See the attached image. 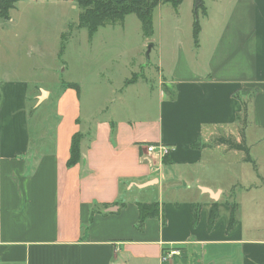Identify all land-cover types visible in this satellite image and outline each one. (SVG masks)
<instances>
[{
	"label": "crops",
	"instance_id": "crops-1",
	"mask_svg": "<svg viewBox=\"0 0 264 264\" xmlns=\"http://www.w3.org/2000/svg\"><path fill=\"white\" fill-rule=\"evenodd\" d=\"M195 1L192 12L203 18L193 21V31L196 21L200 25L196 54L192 62L178 54L169 80L159 67L158 112L140 118L126 116L124 107L100 116L103 108L84 107L75 82L46 89L32 80L37 60L25 76L13 63L3 67V44L14 56L27 40L8 28V37L1 35L0 20V264H264L263 186H243L233 198L208 169L218 148L195 147L210 145L220 131L237 132L243 105L233 93L240 89L252 94L246 135L251 130L256 144L264 142V0H202L198 14ZM44 3L18 2L6 23H15L12 12L19 8ZM22 17L48 24L55 13L24 10ZM98 31H88L89 39ZM35 33L32 28L31 44L45 49L42 38L32 40ZM102 75L89 74L92 88L102 86ZM138 83L124 81L127 88ZM43 90L55 105L37 101L31 113L32 94L41 97ZM76 134L82 135L81 160L70 166ZM146 143L169 146L165 162L144 160ZM255 173L262 181L258 164ZM149 193L156 196L146 198ZM140 203L161 207L160 217L147 219L141 231Z\"/></svg>",
	"mask_w": 264,
	"mask_h": 264
},
{
	"label": "rangeland",
	"instance_id": "rangeland-1",
	"mask_svg": "<svg viewBox=\"0 0 264 264\" xmlns=\"http://www.w3.org/2000/svg\"><path fill=\"white\" fill-rule=\"evenodd\" d=\"M44 1L43 5L21 7L19 12H12L14 24L2 22L4 27L1 30V35L8 37L9 33L6 32L8 28L9 31L19 32L21 39L27 40L26 43L19 45L14 56L10 55L12 52L10 46L3 44V67L13 63L14 66L22 70V76H25L29 74L30 65L37 60L38 66L32 80L42 82V85L48 90L59 89L61 82L78 83L82 88L81 99L84 107L87 102V104L92 103L103 108L100 114L102 117L112 115L114 110L120 107L127 108L126 116L130 115L135 118L156 114L159 109L161 88L159 79L162 76L159 67L163 68V76L169 80L171 78L169 74L176 65L175 60L178 54L184 55L187 60H190L189 62H192L196 54L193 21L197 18L201 24L203 18L201 13L198 16L193 14V0H185L178 10H175L171 4H162L165 6L156 8L153 13L154 34L149 38L150 41L143 35L140 20L135 15H130L121 23L100 28L92 40L89 39L86 29H75L65 41L67 43L62 54H60L61 34L68 31L66 33L68 35L70 33L68 25L78 23L77 3L74 1L67 3L56 0ZM24 10L53 11L55 17L53 21L49 20L48 24L44 22L46 20L42 19H32L31 21V19L22 17ZM32 28L36 32L32 40L42 38L46 46L45 49L39 50L37 45L31 44L29 39L32 36ZM150 44H153V48L148 59L147 52ZM37 56L40 57L37 59ZM94 69L103 74L101 76L102 86L98 88H92L93 83L90 81L89 74ZM126 78L129 81L139 80V83L127 88L124 85ZM145 80L150 83H145ZM99 91L101 96L98 95ZM40 95L38 92L32 94L28 105L31 113L36 111L34 107L38 101L37 97ZM242 95L245 100H248V94ZM52 104H54L52 99L50 100V97L46 96L40 106L49 107ZM248 108L250 111V103ZM53 109L56 111V107ZM52 117V123L55 124L58 120L56 114L53 113ZM239 131L240 127L237 132L231 131V134L228 131H220L215 137H228L229 135L239 140ZM232 132L238 136H234ZM245 136L251 157L256 160L255 162L263 171L264 142L256 144L257 134L251 130L247 135L245 132ZM208 148H218L213 152L215 153L212 156L215 159L214 162L208 166V169L212 168L214 171L212 179L216 183H222L226 189L230 188L233 198L243 193V186H253L256 183L263 186L261 193L264 195V178L262 181L257 179L253 165L244 161L245 155L242 152L230 151L226 146L219 144ZM238 157H242V159L238 160ZM134 191L138 193L137 190ZM153 196H156V193H149L146 198ZM168 196L169 194L165 195L164 201L169 200ZM258 200L261 202L262 196H259Z\"/></svg>",
	"mask_w": 264,
	"mask_h": 264
},
{
	"label": "trees",
	"instance_id": "trees-1",
	"mask_svg": "<svg viewBox=\"0 0 264 264\" xmlns=\"http://www.w3.org/2000/svg\"><path fill=\"white\" fill-rule=\"evenodd\" d=\"M22 0H0V20L7 21L10 19V12L15 8L16 4ZM39 1V0H34ZM60 2H70L74 1L77 3L79 9L78 23L77 25H71L70 33L64 36V41L68 39L72 31L75 29L86 28L90 35H94L100 28L107 25H115L121 23L129 15H136L141 22L142 31L146 38H151L154 34L153 27V13L156 8L162 4H171L175 10L182 5L184 0H56ZM202 8V2L198 10ZM198 10L196 14H198ZM200 25L196 21L194 24L193 37L194 41L197 44L199 41ZM70 88H75L73 85H68ZM169 89L165 85V92L168 93ZM243 94H248V100L242 98ZM233 96L239 99L243 105V111L238 115V121L240 124V138L236 140L232 136H222L215 138L210 145L198 144L195 147L198 148H208L214 147L216 145L226 146L230 151L242 152L245 155L244 161L251 163L254 170H257V164L255 160L250 155V148L246 144L245 131L248 126V112H249V103L252 99V94L250 89H240L233 93ZM30 102V100H29ZM249 102V103H248ZM33 110V109H32ZM34 111V110H33ZM32 112V111H31ZM82 141V135L76 134L72 139L71 147V158L69 165L73 166L80 162L81 153H80V144ZM166 158L164 159L165 162ZM139 208V221L136 226V229L141 231L143 230L145 221L149 218H159L161 213V207L159 203L152 204H142L138 205ZM235 211V208H234ZM195 220L194 224L197 225L199 221V207L194 208ZM216 218V208L212 211L210 219V227L213 226V223ZM180 249V248H179ZM166 251V249H164Z\"/></svg>",
	"mask_w": 264,
	"mask_h": 264
},
{
	"label": "built area",
	"instance_id": "built-area-1",
	"mask_svg": "<svg viewBox=\"0 0 264 264\" xmlns=\"http://www.w3.org/2000/svg\"><path fill=\"white\" fill-rule=\"evenodd\" d=\"M141 157L144 160H163L166 158L171 151V148L167 145L163 144H149L146 143L141 146ZM174 255V252H171L167 257L164 258V260H168Z\"/></svg>",
	"mask_w": 264,
	"mask_h": 264
},
{
	"label": "water",
	"instance_id": "water-1",
	"mask_svg": "<svg viewBox=\"0 0 264 264\" xmlns=\"http://www.w3.org/2000/svg\"><path fill=\"white\" fill-rule=\"evenodd\" d=\"M201 2H202V0H196L195 1V12H197ZM152 48H153V44H150L148 46V52H147V58L148 59L150 58V52H151ZM46 96H47V93L45 91H42V96L38 99V105H40L43 102V100L45 99Z\"/></svg>",
	"mask_w": 264,
	"mask_h": 264
}]
</instances>
